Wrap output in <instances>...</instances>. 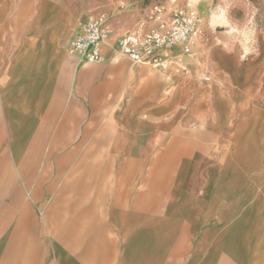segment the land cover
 Masks as SVG:
<instances>
[{
  "label": "crops",
  "instance_id": "obj_1",
  "mask_svg": "<svg viewBox=\"0 0 264 264\" xmlns=\"http://www.w3.org/2000/svg\"><path fill=\"white\" fill-rule=\"evenodd\" d=\"M88 20L0 0V264H264L262 60L80 62Z\"/></svg>",
  "mask_w": 264,
  "mask_h": 264
},
{
  "label": "built area",
  "instance_id": "obj_2",
  "mask_svg": "<svg viewBox=\"0 0 264 264\" xmlns=\"http://www.w3.org/2000/svg\"><path fill=\"white\" fill-rule=\"evenodd\" d=\"M201 23L202 18L191 6L170 9L165 4L155 3L118 39L115 50L136 64L164 70L176 64L182 72L189 73L184 57L193 54L202 33ZM108 35L103 19L92 17L82 32L71 40L68 53L80 62L103 63L107 59ZM200 78L203 81L212 79L210 65Z\"/></svg>",
  "mask_w": 264,
  "mask_h": 264
},
{
  "label": "rangeland",
  "instance_id": "obj_3",
  "mask_svg": "<svg viewBox=\"0 0 264 264\" xmlns=\"http://www.w3.org/2000/svg\"><path fill=\"white\" fill-rule=\"evenodd\" d=\"M198 1L81 0V4L88 19L101 17L107 31L126 33L155 3L165 4L170 9L191 6L196 10ZM206 4L205 12H197L202 18V33L198 39L202 50L225 46L246 61L261 59L264 66V0H206ZM129 22L131 24L127 26ZM201 69L205 70V65Z\"/></svg>",
  "mask_w": 264,
  "mask_h": 264
},
{
  "label": "bare ground",
  "instance_id": "obj_4",
  "mask_svg": "<svg viewBox=\"0 0 264 264\" xmlns=\"http://www.w3.org/2000/svg\"><path fill=\"white\" fill-rule=\"evenodd\" d=\"M197 3L198 4H197V7H196V10L193 8L196 11V13L198 12L199 14H202L203 12H205L207 10L206 0H199ZM217 52H218V50H217Z\"/></svg>",
  "mask_w": 264,
  "mask_h": 264
}]
</instances>
